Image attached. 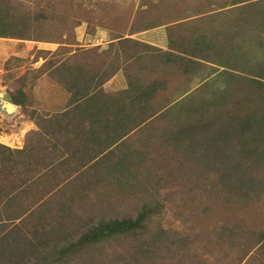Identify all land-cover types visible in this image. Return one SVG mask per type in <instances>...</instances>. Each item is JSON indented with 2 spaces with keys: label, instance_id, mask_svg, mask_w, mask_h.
Masks as SVG:
<instances>
[{
  "label": "trees",
  "instance_id": "16d2710c",
  "mask_svg": "<svg viewBox=\"0 0 264 264\" xmlns=\"http://www.w3.org/2000/svg\"><path fill=\"white\" fill-rule=\"evenodd\" d=\"M196 1L202 3L190 8L187 0H140L124 16L111 15L121 26L108 51L93 48L62 60L54 54L40 70L68 94L65 106L29 112L23 89L13 95L39 131L27 135L21 151L0 144V264H209L224 255L211 248L221 252L228 243L245 247L243 261L254 253L264 260L263 221L218 222L200 240L165 216L161 187L177 180L204 200L202 193L219 198L220 207L264 199V66H252L242 47L251 43L250 32L264 45L256 32L264 30L258 15L264 0H218L219 14L235 17L231 31L228 23L215 26L224 14L215 16L211 0ZM86 2L0 0V39L62 45L83 22L107 28L85 10ZM161 27L167 50L124 39ZM207 63L221 69L227 84L220 93L204 83L215 75L203 73ZM120 70L128 89L105 92ZM179 77L186 84L174 85ZM194 79L203 83L195 97L188 87ZM208 91L211 99L201 96ZM77 112L85 118L67 124L64 118ZM158 120L164 124L156 135L151 122ZM143 130L155 148L142 142L124 155V142ZM130 173L161 189L106 199V176ZM256 257L253 264H264Z\"/></svg>",
  "mask_w": 264,
  "mask_h": 264
},
{
  "label": "rangeland",
  "instance_id": "374dc122",
  "mask_svg": "<svg viewBox=\"0 0 264 264\" xmlns=\"http://www.w3.org/2000/svg\"><path fill=\"white\" fill-rule=\"evenodd\" d=\"M160 2H162V0H154L155 4ZM199 3L202 2L196 0H187L188 7L190 8H193L195 4ZM139 4L140 0H88V4L86 2L87 9L85 10L88 11L92 18H95V22L97 24L104 19L105 27L107 28L103 29L98 27L93 29L95 27L94 26L93 28L89 29L88 23L83 22L81 26L76 28L74 36L71 38L69 37L65 44L62 45L46 42L0 39V94L5 95V101L13 102V95H17V90L22 88L27 97V103H30V105L32 104L29 108V112L30 110L42 112L43 109L53 108L59 103L61 104V102H64L65 99L67 100L69 96L55 80L53 81L49 77V72L47 70H40L42 66H44L47 61L52 59L56 53L58 56H56L55 59L57 58V60H62L69 58L74 54H80L81 52H85L93 48H99L100 53L108 51L110 46L108 41L117 38V33L114 32L117 31V29L121 26L120 23H116L115 21L112 22L116 17H113L112 20L111 15L114 14V16H119L120 14V16H124L125 12L127 11L128 13L130 10L129 8L134 7L136 9ZM209 4L211 5L209 9L215 10L218 13L215 16L224 14L223 17L218 16L219 19L215 20L216 27L219 28L220 23L224 22L229 24L227 28L230 29V31L234 28H237V25H235V22H233L235 21V17H233L232 11L219 14V8H221L219 1L211 0ZM170 11L166 10L165 13L167 14V12ZM258 13V15H264L263 11ZM108 20L110 23H112V25L107 24ZM126 21L127 19L125 20V23ZM215 21L213 20V23H215ZM254 23H256V19L254 20ZM111 26L114 29H108L111 28ZM113 30L114 32H112ZM105 32H108V35ZM256 32L261 33L264 37L263 29H260V31L257 30ZM253 33L254 32H250L248 35L246 34L245 39H250L251 43L247 42L248 44H244V42H242V47L244 48L243 53L247 52L246 54L251 56L252 66H255L256 63L264 66V45L261 43V40H255L253 37H251ZM165 35L167 40L164 39V37L162 40H159L157 37H155V39L150 35H146L145 38L142 37V40L155 43L158 46L164 45V47L168 49V35L167 33ZM108 56L112 60L114 54H112V56L111 54H108ZM108 56H103L105 62H107ZM248 65L251 66L250 61ZM220 70L216 71V69L211 67L210 63H207V66L202 68L203 73H215L211 79L204 81L205 84L211 83L215 93L222 92L226 87L225 84H227L223 80L224 77H221L219 72ZM239 74L241 76V72ZM115 77L116 75L114 78ZM262 79L264 80V78ZM182 80L186 84L185 80L179 77L176 79L174 85L177 84L178 81ZM202 84L203 83L198 79L191 80V82L189 81L188 87L192 88L194 97L198 96L199 93L202 92L199 91V93H197L198 90H196L198 87L202 86ZM121 89H123V85L116 81V83L112 85L109 92H120ZM209 95H211V93L208 91L204 92L201 96L211 99V96ZM190 101L193 102V100ZM23 112L25 113L23 108L19 106L18 112H16L13 117L8 118L0 110V144L7 146L10 145L16 148L23 145L24 131L28 129L27 124H25L26 121H28V116ZM173 113H178V109L173 111ZM151 124L154 127L155 134L157 135L159 128L162 127L164 123L158 120L157 122L152 121ZM154 132L151 128V133ZM150 135L151 134H148L147 130H143L142 132L130 137L124 142V146L122 148L123 154L127 155V153L138 151L142 142L147 144L148 150L154 149L155 145L153 146L152 144L154 140L152 141L148 139L151 137ZM127 175L129 174H126V178L120 174H115V176H106V180L104 181V184L107 188L105 194L106 199L114 198L115 195L121 191L125 196L128 194V192L135 194H148L151 193L150 190L152 188V191L154 192H157L158 189L162 188L165 191V198L168 204L166 206L167 211L165 216H167L168 219L172 218L178 220V226L180 223H182L191 238H195L199 235V239L203 240L205 234L209 233L208 227H210L212 224L217 225L218 222L224 221L232 225L248 227L251 225H258L260 221L264 222V199L259 200L258 198L256 200H248V203L246 202L245 205L239 204L220 207L219 198H211L210 196H207V193H202L201 196L206 197V200H204L203 197L194 195L190 188L183 187V185L178 182V180L175 182V184L168 182L159 188L155 187L156 183H154V187L152 185L149 186L145 180L133 181L135 177L134 173H130V176ZM130 181L133 183H131L132 185L130 184L131 186L128 190L127 187L129 186ZM165 229L167 231L169 230L166 227ZM224 247L225 249H222L221 252L219 247H214L213 249L211 248L210 253H213L212 251L215 250L216 253L219 252L224 255H222L223 257H221V259L219 258V260L218 257L217 259L215 258L216 261L213 258L215 262L213 261V263H210L209 261V264H231L235 261H237V263L239 262V264H253L255 262L254 257L256 256L259 261L261 260V256H259L257 253H254L253 256L251 255L249 257V260L247 259V262L243 261L246 258V250L243 245L228 243ZM204 257L205 256H203V258ZM256 264L261 263L256 262Z\"/></svg>",
  "mask_w": 264,
  "mask_h": 264
},
{
  "label": "crops",
  "instance_id": "0c3cea01",
  "mask_svg": "<svg viewBox=\"0 0 264 264\" xmlns=\"http://www.w3.org/2000/svg\"><path fill=\"white\" fill-rule=\"evenodd\" d=\"M166 31H167L166 27H161V28H158V29L149 30V31L142 32V33H137V34H134V35H131V36L127 35L124 39L135 40V41H138V42H142V43H145V44H148V45H151V46L158 47V48L166 50L167 48H165L164 45L163 46H158L155 43H151V42L142 40V37L145 38L146 35H150L153 38L157 37L159 40H162L163 37H164V39L167 40V37L165 35L167 33ZM105 33L108 35V32H105ZM163 34H164V36H163ZM114 42H116V41L110 40V41H108V44H111V43H114ZM116 81H118L119 84L123 85V89H121V91L128 89V82H127V79L125 77L124 71L120 70L118 73H116V77L115 78L113 77L111 80H109L103 86V89L105 90V92L110 93L109 91H110L112 85L114 83H116ZM69 102H70V100L68 98L67 100L65 99L64 102H61V104L59 103L57 106H63V105L65 106ZM71 104H72V107L75 106V104H73V102H71ZM76 105H78V103ZM82 113H78L77 112V114H79V115H77V114H76L77 116L76 115H72L70 118H64V119L67 122V124L70 123V120L73 123H76V122L78 123V121L80 122L82 120V118H85L84 117L85 115H82ZM35 119H36L35 117H33V118L32 117L31 118L28 117V119H27L28 121H26V123H25V124H27L28 129L26 131H24V142H23V145L21 147H17L16 148V147L10 146V145H8V146L4 145V144H2V145L6 146V147H8V148H10L12 150H20V151L23 150L25 148L27 135L30 132H32V131H39V126L37 125ZM85 121L87 122L88 120H85Z\"/></svg>",
  "mask_w": 264,
  "mask_h": 264
},
{
  "label": "water",
  "instance_id": "95a60500",
  "mask_svg": "<svg viewBox=\"0 0 264 264\" xmlns=\"http://www.w3.org/2000/svg\"><path fill=\"white\" fill-rule=\"evenodd\" d=\"M0 110L3 112L8 118L14 116L16 112L19 110V106L13 102L5 101V95L0 94Z\"/></svg>",
  "mask_w": 264,
  "mask_h": 264
}]
</instances>
